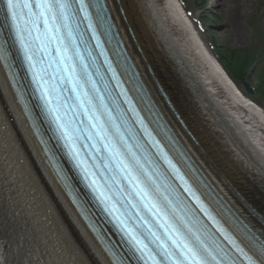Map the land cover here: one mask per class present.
Masks as SVG:
<instances>
[{
    "label": "bare ground",
    "instance_id": "1",
    "mask_svg": "<svg viewBox=\"0 0 264 264\" xmlns=\"http://www.w3.org/2000/svg\"><path fill=\"white\" fill-rule=\"evenodd\" d=\"M108 1L142 79L159 102L157 84L170 93L185 126L164 103L166 120L219 197L235 209L246 194L264 203V106L221 65L181 0ZM239 2L223 3L236 28L248 4ZM0 264H114L55 173L1 60Z\"/></svg>",
    "mask_w": 264,
    "mask_h": 264
},
{
    "label": "rangeland",
    "instance_id": "2",
    "mask_svg": "<svg viewBox=\"0 0 264 264\" xmlns=\"http://www.w3.org/2000/svg\"><path fill=\"white\" fill-rule=\"evenodd\" d=\"M224 1L228 2L229 0H183L187 13L191 14L197 31L212 53L215 54L216 50L218 52L220 48L225 50V53L230 56V50L243 53L245 49H248L249 52L247 54L251 58L255 57L252 60L251 67L248 69L249 80L244 82L238 80L236 83L244 93L264 106V90L258 89L257 86L259 73L264 70V63L262 66L259 62H254L257 58V53L262 52L264 49V0H247L248 4L245 6L244 15L238 21L239 28L235 27L228 7L223 6ZM241 1L243 0H240L239 4L242 3ZM229 56L226 55L228 61L231 60ZM246 84H248L252 92L247 91ZM147 85L154 98L157 99V94L149 82H147ZM156 101L164 111L165 116L172 120L171 115L165 112L163 102L161 100L160 102ZM246 195L248 196V201L264 211V208L260 207L264 206L263 202H258L256 200L257 197ZM236 206L242 215L264 237V229L250 218L248 213L243 210V206L241 207V205L237 204Z\"/></svg>",
    "mask_w": 264,
    "mask_h": 264
},
{
    "label": "snow or ice",
    "instance_id": "3",
    "mask_svg": "<svg viewBox=\"0 0 264 264\" xmlns=\"http://www.w3.org/2000/svg\"><path fill=\"white\" fill-rule=\"evenodd\" d=\"M7 4L8 10L14 19L19 16V12L17 11V9H28L26 15L28 17H33V12L31 10L32 0H7ZM36 6L41 9L38 15L39 17L44 18L43 24L47 26L48 15H50L53 20L56 18L55 12L53 11L54 8H59L61 15H65L64 10L69 6V0H36ZM81 6H83V0H81ZM26 23H31L32 28L34 29H39L40 27V20L38 18H33ZM17 29L19 31L18 21ZM25 30L31 32L32 29L25 28ZM35 38H40L38 31L36 32ZM27 58L31 60L30 55H28ZM168 163L170 166L174 167V165H171V161H168ZM125 167L127 168L128 166L125 165ZM129 171L131 170L129 169ZM128 182L129 184H132V180H129ZM186 191L189 192V195L195 196L194 192H192L190 188H186ZM136 194L139 196L141 201H143L146 197H149V192L143 188H141L140 191ZM165 201L169 206H171L172 202L168 200L167 197H165ZM148 211L153 215V217H156L159 213L160 217L163 218V222L158 221L160 222V227L164 230L165 234L169 236V239L172 240V244L179 251V256L175 258L174 264H211V262L216 261L217 255H219L223 251V249L220 248V245L217 244L215 239L211 241V244L206 243L205 240L201 239L200 235H197L196 232H193L192 228L188 227L187 223L182 220L181 223L187 230V233L190 234V239L189 235H185L183 232H181L180 227L173 226L171 223H169L168 217L166 216L165 212L162 211L161 207H157V204L153 203L152 206L148 208ZM204 211L205 215H208L209 219H211L213 223L217 225V229L221 233V235H223L224 239L227 240L228 243L231 244L236 249V251L239 252L241 256H243L244 259L248 261V264H256V261L245 252V250L235 241V239L232 238L230 234H227L225 229L219 226L214 217H212L207 212V210ZM145 223H147V221H145ZM173 233H175L177 237L181 238L178 240L172 239ZM152 235L155 237L154 242L160 241L159 246L164 248L165 245L164 242L161 241V238L159 236H155V233H152ZM133 240L135 241L136 245L140 246V250L147 248L146 244H142L141 241L136 240L135 237H133ZM212 245H215V247H212ZM260 251L261 254L264 255V249H261ZM173 255V253H168L167 258L173 257Z\"/></svg>",
    "mask_w": 264,
    "mask_h": 264
},
{
    "label": "trees",
    "instance_id": "4",
    "mask_svg": "<svg viewBox=\"0 0 264 264\" xmlns=\"http://www.w3.org/2000/svg\"><path fill=\"white\" fill-rule=\"evenodd\" d=\"M248 49H245L242 52H236L235 50H230V56L229 54L225 53V50L218 49V55L221 59V61L226 65V67L229 69V71L239 80L244 81L249 80L250 75L248 74V69L251 67L252 60L255 58H251L249 54ZM257 58L254 62H259L260 65L263 66L264 63V54L263 52L257 53ZM227 56L231 59L230 61L227 60ZM253 62V63H254ZM264 67V66H263ZM264 71V70H263ZM261 70L259 75V81H258V89L264 90V73Z\"/></svg>",
    "mask_w": 264,
    "mask_h": 264
},
{
    "label": "water",
    "instance_id": "5",
    "mask_svg": "<svg viewBox=\"0 0 264 264\" xmlns=\"http://www.w3.org/2000/svg\"><path fill=\"white\" fill-rule=\"evenodd\" d=\"M246 88L249 92H252V90L249 88L248 84H246Z\"/></svg>",
    "mask_w": 264,
    "mask_h": 264
}]
</instances>
